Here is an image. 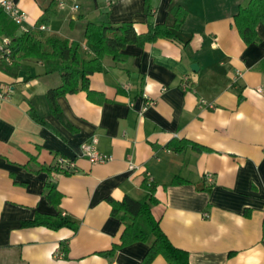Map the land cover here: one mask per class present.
<instances>
[{
    "label": "crops",
    "instance_id": "obj_1",
    "mask_svg": "<svg viewBox=\"0 0 264 264\" xmlns=\"http://www.w3.org/2000/svg\"><path fill=\"white\" fill-rule=\"evenodd\" d=\"M12 1L27 14V30L42 25L45 35L78 43L85 58L93 55L88 22H129L141 35L154 24L174 26L180 10L184 18L178 41L157 38L127 44L120 59L105 55L88 77L90 93L57 97L59 116L47 98L62 83L58 73L35 59H0V88H7L0 264L141 263L149 243L116 249L111 258L101 252L120 244L124 229L109 199H142L145 183L157 199L152 215L191 264H264V18L250 43L234 20L251 0H151L153 14L145 0H59L53 13L43 11L47 0ZM145 100L154 103L143 109ZM92 137L109 161L81 156L80 144ZM182 139L206 150L169 148ZM60 158L73 167L60 169ZM50 186L60 194L57 205ZM57 213L76 229L29 224ZM150 264L167 263L157 255Z\"/></svg>",
    "mask_w": 264,
    "mask_h": 264
},
{
    "label": "trees",
    "instance_id": "obj_2",
    "mask_svg": "<svg viewBox=\"0 0 264 264\" xmlns=\"http://www.w3.org/2000/svg\"><path fill=\"white\" fill-rule=\"evenodd\" d=\"M151 0H145L149 14L154 9ZM59 0H47L43 7L44 13H53ZM184 11H178L174 26L167 24L151 25L147 33L138 35L131 23L107 24L88 22L84 29V38L87 49L93 54L90 58L81 55L79 44L70 42L68 39L58 35H45L38 28L29 29L17 33V25L14 24L0 9V40L9 38L11 49L10 60L14 62L29 58L40 61L45 66L46 73H58L62 83L47 92L51 108L58 114L57 97L84 90L90 93L88 85L89 75L102 69V60L105 55L114 59H120L119 51L127 44L142 45L152 42L157 38H166L178 41L176 28L183 21ZM264 18V0H251L245 8H240L234 16L236 28L241 38L250 43L254 40V27L256 23ZM190 144L196 151L206 150L198 144L182 141H173L168 146L173 150H181ZM59 167V166H58ZM57 169V168H56ZM63 170V169H62ZM178 181L175 180V183ZM148 193L142 199H135L125 195L119 202L109 199L112 213L119 215L124 224L121 242L106 251L101 252L104 257L111 258L116 249L122 248L135 242L149 243L150 247L143 260L139 264H150L157 255H161L167 264H191L188 252L176 247L168 239L160 228L159 222L152 215L151 209L157 203L154 196V188L145 183ZM48 199L57 205L60 194L53 186L49 187ZM30 225H43L47 228L57 230L61 227L76 229L75 222L66 219L59 213L55 215L39 214Z\"/></svg>",
    "mask_w": 264,
    "mask_h": 264
},
{
    "label": "built area",
    "instance_id": "obj_3",
    "mask_svg": "<svg viewBox=\"0 0 264 264\" xmlns=\"http://www.w3.org/2000/svg\"><path fill=\"white\" fill-rule=\"evenodd\" d=\"M74 9L77 8V5L75 4ZM0 9L8 16V18L16 24L19 28H21L23 31H26L27 29L25 28V23L27 21V14L20 9V7L14 3L12 0H0ZM39 30H44V26H39ZM9 38L3 37L0 40V59H4L5 61H10V53L11 49L9 47ZM7 88H0V101L4 100L7 98ZM152 100H145L143 109L146 107L153 105ZM200 105L203 107H213V104L207 103L204 100H201ZM98 139L96 137H92L90 140L87 142H82L80 144V154L81 156L85 157L90 163H104L107 162L111 159L110 156H106L102 153H100L97 148ZM58 165L60 169L62 168L63 170H69L71 167H73V162L66 161L65 159H59ZM130 169L135 168L133 164L129 165ZM205 177L208 181H211L213 179L212 175L210 173L205 174Z\"/></svg>",
    "mask_w": 264,
    "mask_h": 264
},
{
    "label": "water",
    "instance_id": "obj_4",
    "mask_svg": "<svg viewBox=\"0 0 264 264\" xmlns=\"http://www.w3.org/2000/svg\"><path fill=\"white\" fill-rule=\"evenodd\" d=\"M191 69L196 71V69H197V65H196L195 63H193V64L191 65Z\"/></svg>",
    "mask_w": 264,
    "mask_h": 264
}]
</instances>
